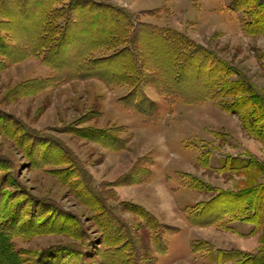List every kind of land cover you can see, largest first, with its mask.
<instances>
[{
	"label": "rangeland",
	"instance_id": "obj_1",
	"mask_svg": "<svg viewBox=\"0 0 264 264\" xmlns=\"http://www.w3.org/2000/svg\"><path fill=\"white\" fill-rule=\"evenodd\" d=\"M45 1L0 0V228L26 264H49L44 254L52 246L80 252L77 258L61 255V262L52 264L109 261L120 228L110 225L106 212L100 214L97 199L137 237L142 248L137 264H253L264 258V141L224 107L233 97L210 76V64L199 50H212L235 67L239 74L224 76L232 82L244 79L264 102V32L248 33L241 25L260 19L264 0H248L240 11L231 9V0H91L122 7L129 17L106 9L79 10L67 23L66 39L46 54L36 43L37 18L42 24L52 6L61 15L70 10L68 0ZM58 20L64 21L56 17L53 24ZM118 23L129 26V33L113 38L106 30ZM155 26L183 34L176 44L196 60L182 70L175 67L173 55L155 48L165 64L162 72L156 70V83L142 85L156 104L150 117L120 103L129 85L72 76L80 61L92 63L124 47L147 55L139 40L146 35L150 49L158 34ZM133 30L135 45L129 42ZM49 61L59 63L58 68ZM219 68L213 75H219ZM168 71L176 77L169 80L177 93L167 91ZM214 90L220 98L197 100ZM91 128L126 140V147L115 150L77 133ZM235 163L259 166L238 169ZM76 166L84 171V180L70 176L78 173ZM123 175V195L150 210L159 225L151 227L117 207L127 199L115 195L120 185L110 183ZM191 178L199 188L188 185ZM83 181L99 196L90 195L80 185ZM244 191L252 193L242 197ZM156 243L166 245L165 251ZM115 252L118 264L126 259L125 252Z\"/></svg>",
	"mask_w": 264,
	"mask_h": 264
},
{
	"label": "trees",
	"instance_id": "obj_2",
	"mask_svg": "<svg viewBox=\"0 0 264 264\" xmlns=\"http://www.w3.org/2000/svg\"><path fill=\"white\" fill-rule=\"evenodd\" d=\"M68 1L69 2L66 5V7L68 8V10H70V12H73V13L69 12L67 14L66 12V13H62L61 15L59 14L60 10L52 6V8H50L48 11H45L46 15L42 19V24H40L41 18H37L36 20L38 27L41 25L37 31L38 35L36 36L37 38L36 43L40 44V45L39 44L37 45L43 48V51L45 54L50 52L53 49H57L59 44H61L62 41L66 39L67 23L69 22L71 15H74L76 12H80L79 10H83L85 8L106 9V10L112 11L110 13L129 17V13H127L126 10H124L122 7H119V6L105 5V4L93 2L91 0H68ZM45 2L49 3L50 5H53L52 3H54L53 0H49V1L46 0ZM245 2H248V0H231V9L234 11H240L241 9L244 8L242 6ZM47 9H48V6L46 10ZM56 17L57 19H61V20L64 19L63 23H60V20H58V22L61 25L59 23L53 24V21L56 19ZM73 21L76 22L77 19L75 18ZM241 25L244 31L248 33L264 32V9L261 12L260 19L259 17H257L256 19L252 18L251 21H246V22L243 21ZM118 26H119V23L115 24V28L109 27L110 28L109 31L106 30L107 33H111L110 35H112L113 38L115 35L120 37L122 33H124V35H127L129 33V29H128L129 26H126V27H118ZM252 28H255V29H252ZM153 30H155V32H157L158 34H156V36H153V39L151 41L153 43L150 44L151 46L150 49L149 47L145 45V42H144L147 37L146 35L144 36V38H142V41L139 40V42H142L143 44L141 46L139 45V47H141V49L143 50L145 49L146 51L145 54L147 55H144L142 57V55H140V53L138 52L137 48L124 47V49L117 51L116 53H114L113 55L109 57H104V58L99 59L98 61H95L97 62L98 65L95 62H92V63L86 62L85 64H81V61H80L78 65L75 68H73V70H71L72 76L79 77V78L96 77L101 80H104L106 83L114 84L116 82L117 85H123V84L129 85L130 89L125 96L120 98L119 100L120 103H122L126 108L134 109V111H136L142 116L150 117V114H152L151 112L152 111L154 112V109H156V104L152 99H150L149 97L145 95L142 85L150 81H153L154 83H156L157 79H153L155 76L156 70L158 69L160 70V72H162L163 65L165 64V60H161V58H158L159 53H155V48L163 47L164 50H161L159 52H164V54L166 55L167 54L173 55L175 58L174 62H176L175 67L180 69L183 66L184 68L182 70H184L186 66H191L190 64L195 65V60H196L195 54L191 52L186 53L185 49H183L181 45L178 46V44H176V42L180 40L179 37L183 36V34L176 32L171 28L164 29V28H158L155 26ZM134 33L137 34L136 31L133 30L132 32L133 37L131 36L130 40H129V37L128 39H126V36L124 37L126 40H129V42H131L132 45H135L134 43L138 41L136 38H134L135 37ZM150 33L152 34V31H150ZM31 43L35 44L34 42H31ZM16 47L17 46H14L15 49H17ZM199 47H200L199 50H201L202 54L205 56V58H207V62L206 61L205 62L210 64V67H208V69L210 70L209 72L210 76L212 78H215V80L219 79L220 82H223V87H222L223 93H225L227 96L233 97L231 101L223 103L224 107L227 110L239 116V119L242 122L246 130L253 133V135L256 136L257 138L264 141V102L261 100L260 98L261 96L253 92L252 86L249 83H247L244 79H243V82L242 81L232 82L228 80V78H226L224 74H227V75L239 74L237 69L229 65L223 59L219 58L212 50L203 48L201 46ZM181 48H182V51H181ZM201 63L204 64V62H201ZM49 64H51V66L52 65L56 66L57 68L59 66V63L56 64L55 61L53 62L49 61ZM213 65H217L216 68H213ZM218 66L220 67L219 75H213L216 69H218ZM144 68H147V71H146L147 73L143 71ZM221 73H223V75H221ZM172 75H173L172 71H168L165 74V80H169L171 77L175 79L176 77ZM218 76H224V77L217 78ZM211 77L208 79H211ZM169 83L171 84L168 85L167 91L170 94L177 93L178 88L174 85V83L171 82V80H169ZM207 83L211 84L209 83V80ZM158 84L159 82L157 83V85L155 84L157 89H158ZM210 86L211 85H208L207 87H210ZM158 91L160 92L159 89ZM209 96L212 97L213 99L220 98L219 93L216 92V90H214L212 94L206 92L205 95H202V97L200 96L201 98H198L197 100L198 101L205 100V98ZM154 119L156 118H153L151 121H153ZM77 133L93 141L102 142L105 145H111V146L113 145L111 148L115 150L124 149L127 145L126 140L122 139L123 141L121 140L119 141L117 139L116 141L115 137H113L111 133L103 129L102 130L97 129V128L82 129L81 131L78 130ZM63 151L64 153H67L65 150ZM66 162L69 164H72V163L75 165L77 164L75 163L74 160H68ZM230 164L232 165V163ZM235 164H236L235 167L236 166L240 167L238 169H243V168L249 169V168L254 167V168H257L258 170L257 166H259L256 163H254L253 165L250 163L251 166L250 165L240 166L238 165V163H235ZM226 167L229 168V165ZM76 168L78 170V173L76 174L75 171L71 169V171L73 172H70V176H73L75 174V177L84 180L83 178V175L85 177L84 171L81 168H79V166H76ZM231 168L232 167H230V169ZM124 177L125 175L120 176L117 180L113 181L110 184L115 188L118 185L126 182L124 180ZM192 180H193V183H192ZM195 180L194 178H191V181L188 180L189 182L188 185L194 186V187L198 186L199 188L200 184L198 181L196 182ZM80 185H83V187L90 193V195H94L96 197L99 196L97 191L94 190L90 186L88 181H85V182L83 181L82 183H80ZM114 193L115 195L119 196L117 191H114ZM251 193L252 192L250 191H244L242 193L243 195L242 197H246L247 195ZM98 200L100 202V207H99L100 214L102 211L106 212L110 218L108 221L110 225L113 223V226L115 227V229L120 228L119 229L120 232L116 233L117 235L116 234L113 235L114 240L115 241L117 240V243H115V246H116L115 249L112 250L111 253H109L110 260L103 264H118L117 261L120 257L116 254L115 251H119V253L120 252L126 253L124 257L126 259H124L123 262H119V264H137L136 259L140 258L141 254L139 251L142 250L140 243H138L137 241V237L135 236L132 230L130 231L127 223L113 212L112 208H109L102 199H97V201ZM118 206L119 207L121 206L141 216L143 219L146 220V222L151 227H154V225L160 224L157 218L146 207L138 203H135L130 200H122L118 203L117 207ZM258 214L259 213H257V211L254 213L253 220L258 218ZM188 218L193 220L189 215H188ZM165 226L167 227L168 225H165ZM156 238H158V236H156ZM119 241L121 245H118ZM99 243H101V241ZM159 243H160V240H158V244ZM158 244L156 243L158 250L161 252L165 251L166 245H164L162 249ZM196 244H197L196 242L192 243L193 250L198 249ZM66 249L68 250L70 248H65L62 246L60 247L52 246L49 249H45L44 255L45 257H48V258L45 259L46 261L44 263L48 262L49 264H52L56 260L57 262H61V260H58L61 258V255H63L64 257L66 256L76 257L77 254L80 253L78 251L76 252V250L74 249L72 251H67ZM72 252L75 255H72ZM21 253L22 252H19L13 247L11 240H9V238L5 234V231L0 228V264H26L27 262H25L24 259L21 257L22 256ZM95 255L98 256L99 253L97 252V254ZM85 257L87 258L91 256L85 255ZM131 257L133 259H131ZM78 264H85V263H78ZM253 264H264V258H262L259 261L256 260V262L254 261Z\"/></svg>",
	"mask_w": 264,
	"mask_h": 264
},
{
	"label": "crops",
	"instance_id": "obj_3",
	"mask_svg": "<svg viewBox=\"0 0 264 264\" xmlns=\"http://www.w3.org/2000/svg\"><path fill=\"white\" fill-rule=\"evenodd\" d=\"M132 165V164H131ZM131 165L130 166H128L126 169H125V171H123V172H121V173H125V172H127V170L131 167ZM123 189H124V185H120V186H118L117 187V190H118V194H119V196L121 197V198H124V199H127L128 200V198H127V196L124 194L123 195ZM143 206V205H142ZM150 211V210H149Z\"/></svg>",
	"mask_w": 264,
	"mask_h": 264
}]
</instances>
